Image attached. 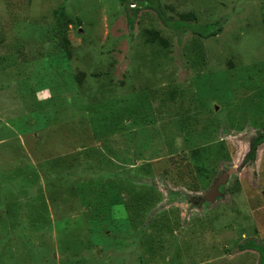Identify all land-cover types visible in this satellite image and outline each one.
Wrapping results in <instances>:
<instances>
[{"label": "rangeland", "instance_id": "374dc122", "mask_svg": "<svg viewBox=\"0 0 264 264\" xmlns=\"http://www.w3.org/2000/svg\"><path fill=\"white\" fill-rule=\"evenodd\" d=\"M261 132L264 0H0V264H260Z\"/></svg>", "mask_w": 264, "mask_h": 264}, {"label": "trees", "instance_id": "16d2710c", "mask_svg": "<svg viewBox=\"0 0 264 264\" xmlns=\"http://www.w3.org/2000/svg\"><path fill=\"white\" fill-rule=\"evenodd\" d=\"M264 142V132L258 133L255 135L249 144L248 152L246 153L243 161H253L255 159L257 147ZM240 250H245L246 248H253L259 251L260 253V264H264V247L249 241L248 243H242L238 246Z\"/></svg>", "mask_w": 264, "mask_h": 264}, {"label": "water", "instance_id": "95a60500", "mask_svg": "<svg viewBox=\"0 0 264 264\" xmlns=\"http://www.w3.org/2000/svg\"><path fill=\"white\" fill-rule=\"evenodd\" d=\"M218 183H220V182H216V184H215V187H217V186H218Z\"/></svg>", "mask_w": 264, "mask_h": 264}]
</instances>
